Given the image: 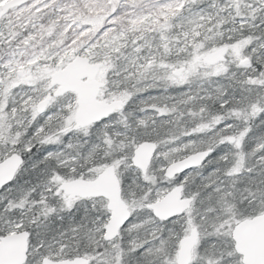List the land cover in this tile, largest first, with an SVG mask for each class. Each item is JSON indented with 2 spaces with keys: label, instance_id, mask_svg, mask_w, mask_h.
<instances>
[{
  "label": "snow or ice",
  "instance_id": "obj_1",
  "mask_svg": "<svg viewBox=\"0 0 264 264\" xmlns=\"http://www.w3.org/2000/svg\"><path fill=\"white\" fill-rule=\"evenodd\" d=\"M0 264H264V0H0Z\"/></svg>",
  "mask_w": 264,
  "mask_h": 264
}]
</instances>
